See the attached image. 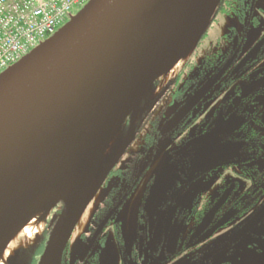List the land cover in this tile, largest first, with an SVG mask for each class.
I'll return each mask as SVG.
<instances>
[{
  "label": "flooded vegetation",
  "instance_id": "1",
  "mask_svg": "<svg viewBox=\"0 0 264 264\" xmlns=\"http://www.w3.org/2000/svg\"><path fill=\"white\" fill-rule=\"evenodd\" d=\"M228 8L213 15L176 75L154 96L156 81L135 119L124 121L57 264H264V0H232ZM217 20L224 30L211 38ZM159 159L177 177L151 201L157 176L148 172ZM63 207L12 264H28L18 262L26 254L40 264Z\"/></svg>",
  "mask_w": 264,
  "mask_h": 264
},
{
  "label": "water",
  "instance_id": "2",
  "mask_svg": "<svg viewBox=\"0 0 264 264\" xmlns=\"http://www.w3.org/2000/svg\"><path fill=\"white\" fill-rule=\"evenodd\" d=\"M211 1L92 0L0 75V222L43 209L37 197L65 190L58 201L62 215L40 264L58 263L80 215L74 186L124 121L135 119L142 99L200 28ZM228 65L163 130L185 117ZM176 245L177 238L171 253Z\"/></svg>",
  "mask_w": 264,
  "mask_h": 264
},
{
  "label": "built area",
  "instance_id": "3",
  "mask_svg": "<svg viewBox=\"0 0 264 264\" xmlns=\"http://www.w3.org/2000/svg\"><path fill=\"white\" fill-rule=\"evenodd\" d=\"M91 1L0 0V75L56 35L76 16L75 8Z\"/></svg>",
  "mask_w": 264,
  "mask_h": 264
},
{
  "label": "rangeland",
  "instance_id": "4",
  "mask_svg": "<svg viewBox=\"0 0 264 264\" xmlns=\"http://www.w3.org/2000/svg\"><path fill=\"white\" fill-rule=\"evenodd\" d=\"M81 8L83 7H77L73 10V13H78ZM211 21H208L206 25H209ZM221 21L217 20L213 22V25L211 27V32L209 34H212L216 36V34L221 33L224 30V26H221ZM62 27V26H61ZM204 30V29H203ZM204 31H201V33L198 35V38L195 42L194 51L196 49V44H198L199 38L201 34ZM210 36V37H211ZM213 38V36L211 37ZM193 51V52H194ZM193 55V54H192ZM166 74L162 75L157 83V87L154 91V96H156L157 92L160 90V88H163L167 83L165 82ZM119 133L116 135V137L113 139L110 148L109 154L105 158V163L103 166V169L105 168V164L107 161L111 160L114 156L115 148L117 147V141ZM158 162V163H157ZM157 162L154 163L153 172L150 171V176L152 173L157 176V184L153 187V195L151 194V201L155 200V197L157 194L160 197V193H162L163 190H166V184L168 182V177L170 181H176L177 173L175 171V167L173 165L167 164V162H161L159 159ZM149 180V179H147ZM143 186H145V183H142ZM168 188V187H167ZM103 190V189H101ZM145 188L142 189V193L144 194ZM100 195V194H99ZM62 206V202H58L55 204L52 209H49V211H45V207L43 209H40L36 212H32V214L25 216L23 218H20L18 216H13L8 219H4L0 222V264H12V260L16 256V252L18 249L22 248L25 249V251L28 250V252L31 251V247L33 244L36 243V241L40 238V236L43 234L44 230H46L50 224L52 223V220L54 218L55 213L58 211V207ZM31 219V227L30 230H23L17 229L11 231V229H15L17 226H20L22 221L25 222L27 220ZM4 237H7L5 239ZM15 248L13 251H11L12 248ZM247 261H250L249 263H263L261 260H258L256 257L246 258Z\"/></svg>",
  "mask_w": 264,
  "mask_h": 264
},
{
  "label": "bare ground",
  "instance_id": "5",
  "mask_svg": "<svg viewBox=\"0 0 264 264\" xmlns=\"http://www.w3.org/2000/svg\"><path fill=\"white\" fill-rule=\"evenodd\" d=\"M218 1L219 0L211 1L212 4L210 6V9L208 10V12H206L207 14L200 28L198 29L196 34L192 37V39L188 42L185 48L181 51V53L178 55L174 63L170 65V67L166 70L165 82L173 78V76H175L176 73L182 68L181 66H183L184 63L188 61V59L190 58V55L193 54L194 47H195L194 44L198 38V35L201 33V31L204 29L205 24L210 20V18L214 14L212 12H214L218 4ZM110 148H111V144L108 145L105 152L102 154V157L97 161V163H95L93 167L85 175H83L82 178H80L76 186H74L75 188L73 191V197L75 199L74 208L76 211V215H79L82 212V210L86 207V205L89 204L90 200L92 199L94 192H95L96 185H98V182L100 180V177H101L100 175L103 172L105 158L109 154ZM64 193H65V190L60 188L59 190L54 191L53 194L52 193L50 195L48 194L49 196L47 197L43 196L44 195L43 194L42 196L37 197L38 199L36 198V200L39 202H43L44 207L46 208L44 210L49 211V209H52V207L58 203L60 198L64 196ZM29 196H30L29 194L22 195L18 199H21L20 201H23L27 199ZM31 222H32L31 219L25 222L22 221L20 226H17L15 229H11V231L17 230L20 228L22 230L24 228L25 230L28 231L30 230ZM4 238L7 239V237H4ZM14 249L15 248L13 247L11 251H13Z\"/></svg>",
  "mask_w": 264,
  "mask_h": 264
},
{
  "label": "trees",
  "instance_id": "6",
  "mask_svg": "<svg viewBox=\"0 0 264 264\" xmlns=\"http://www.w3.org/2000/svg\"><path fill=\"white\" fill-rule=\"evenodd\" d=\"M232 0H221L219 1V5L218 7L216 8L215 10V13L214 15L216 14V12H219V11H223V10H226L225 12H229L231 11L230 8L227 9V7L229 6V3L231 2ZM197 62H195L194 64H192V66L197 67ZM37 255V254H36ZM34 258H35V254H26V255H20L18 257V262L21 261V259L27 261L28 264H33V261H34Z\"/></svg>",
  "mask_w": 264,
  "mask_h": 264
}]
</instances>
